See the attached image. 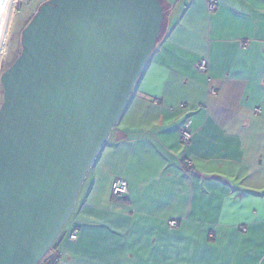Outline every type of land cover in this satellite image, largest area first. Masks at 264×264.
Segmentation results:
<instances>
[{
  "label": "crops",
  "instance_id": "1",
  "mask_svg": "<svg viewBox=\"0 0 264 264\" xmlns=\"http://www.w3.org/2000/svg\"><path fill=\"white\" fill-rule=\"evenodd\" d=\"M161 1L162 35L79 190L55 264H264V0H218L211 14L206 0ZM115 179L125 197L111 196Z\"/></svg>",
  "mask_w": 264,
  "mask_h": 264
},
{
  "label": "water",
  "instance_id": "2",
  "mask_svg": "<svg viewBox=\"0 0 264 264\" xmlns=\"http://www.w3.org/2000/svg\"><path fill=\"white\" fill-rule=\"evenodd\" d=\"M165 16L161 0H49L23 29L0 78V264H38L63 231Z\"/></svg>",
  "mask_w": 264,
  "mask_h": 264
},
{
  "label": "rangeland",
  "instance_id": "3",
  "mask_svg": "<svg viewBox=\"0 0 264 264\" xmlns=\"http://www.w3.org/2000/svg\"><path fill=\"white\" fill-rule=\"evenodd\" d=\"M11 1L12 4L9 13V22L7 24L5 44L1 50V55H0V78L1 75L19 57L22 51L21 35L23 29L34 17L39 7L49 0H24L22 2H18L19 0H11ZM162 5L164 7L165 12H167L168 9L167 5L164 2H162ZM2 102H3V87L0 83V107ZM67 226L68 223L65 225L63 232L67 230Z\"/></svg>",
  "mask_w": 264,
  "mask_h": 264
},
{
  "label": "built area",
  "instance_id": "4",
  "mask_svg": "<svg viewBox=\"0 0 264 264\" xmlns=\"http://www.w3.org/2000/svg\"><path fill=\"white\" fill-rule=\"evenodd\" d=\"M24 0H19L18 2H22ZM218 7V0H206V11L207 13L211 14L216 11ZM196 69L199 72L205 73L207 70L206 65V59H200L198 63L196 64ZM213 93V90H212ZM193 137V130L183 125L179 128V142L180 144L185 148ZM181 165L184 169L188 170L192 168L193 162L186 158L185 156H182L181 158ZM128 193V185L127 182L123 179H115L110 186V194L113 198H122L125 197ZM169 225L171 227H176L177 223L175 221H170ZM77 239V231L72 230L68 234V240L75 241Z\"/></svg>",
  "mask_w": 264,
  "mask_h": 264
},
{
  "label": "trees",
  "instance_id": "5",
  "mask_svg": "<svg viewBox=\"0 0 264 264\" xmlns=\"http://www.w3.org/2000/svg\"><path fill=\"white\" fill-rule=\"evenodd\" d=\"M166 17V16H165ZM165 20V18H164ZM164 24V23H163ZM164 27V25H163ZM163 27H162V32H163ZM162 35V33H161ZM160 35V36H161ZM160 38V37H159ZM116 127V126H115ZM115 127L113 128L111 134L113 133ZM110 134V135H111ZM69 221V219H68ZM68 223V222H67ZM65 234V232H61V234L59 235V237L57 238V240L55 241V243L52 245V247L50 248V250L47 252V254L43 257V259L39 262V264H55L56 263V260H57V257L54 253V249L58 243V241L60 240V238ZM53 251V252H52Z\"/></svg>",
  "mask_w": 264,
  "mask_h": 264
},
{
  "label": "bare ground",
  "instance_id": "6",
  "mask_svg": "<svg viewBox=\"0 0 264 264\" xmlns=\"http://www.w3.org/2000/svg\"><path fill=\"white\" fill-rule=\"evenodd\" d=\"M11 4H12V1L8 0L7 5H6L4 18H3L2 27H1V32H0V55H1V50L5 44V36H6L7 24L9 22V13L11 10Z\"/></svg>",
  "mask_w": 264,
  "mask_h": 264
}]
</instances>
